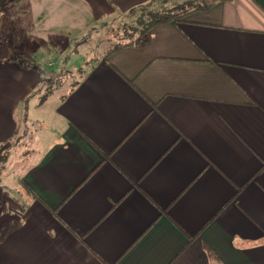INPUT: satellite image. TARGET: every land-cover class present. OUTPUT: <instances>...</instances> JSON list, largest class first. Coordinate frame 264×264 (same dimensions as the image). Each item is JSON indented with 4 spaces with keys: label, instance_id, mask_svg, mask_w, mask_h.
Masks as SVG:
<instances>
[{
    "label": "crops",
    "instance_id": "0c3cea01",
    "mask_svg": "<svg viewBox=\"0 0 264 264\" xmlns=\"http://www.w3.org/2000/svg\"><path fill=\"white\" fill-rule=\"evenodd\" d=\"M149 1L0 0V146L39 124L29 209L0 231V264H264V0H182L209 7L85 60L27 123L53 49L83 41L68 29Z\"/></svg>",
    "mask_w": 264,
    "mask_h": 264
},
{
    "label": "rangeland",
    "instance_id": "374dc122",
    "mask_svg": "<svg viewBox=\"0 0 264 264\" xmlns=\"http://www.w3.org/2000/svg\"><path fill=\"white\" fill-rule=\"evenodd\" d=\"M181 1L182 0H168L163 7L173 6V4L175 5ZM197 2L201 3L202 1L197 0ZM158 4L159 3H155L152 7L158 6ZM126 21L127 20L123 16H119L111 19L105 18L97 21V23L91 21L88 24L90 25L88 29H83L86 25H83V28L76 27L74 30L68 29L72 34V38H68L69 42H71L73 37L74 40L80 38L81 40L83 39V41H78L81 42L76 44L78 50L76 52L72 51V54L70 53L71 55L68 54L70 48L66 45L64 48L60 47L55 50L53 49L52 55H50L51 58L48 60L50 66H48L49 68L47 69L48 75H46L45 84L41 88L39 87L40 89L38 88V92L34 93L28 100L26 115L29 121H27V123H32L34 119L41 117L40 114H44L45 111L51 110L58 104L59 96L65 93L69 89L71 83L79 77L78 67L82 65L85 60L87 61L91 58V61H97L105 56L107 50L119 40L123 30V23ZM127 23L131 24V20ZM66 28H63V30H66ZM80 29L81 32L76 33L79 32ZM53 37L58 39L61 38V35L56 34L54 31L47 32L46 39H53ZM65 39H63L64 42ZM49 43L50 41H47L45 46H48ZM52 47L53 45L49 48ZM21 49L31 50L29 54L42 64L45 62L44 58L48 56V50L40 47L36 40L33 42L27 40L20 46L19 50ZM55 53H57L58 56L54 55ZM57 79L61 82V85L58 87L59 89L53 91V94L47 98V103L41 102L42 99L40 97L43 91L44 93L48 91L47 83H55ZM16 115L17 117L19 116L18 113H16ZM20 125L15 135L4 145L0 146V231H3L5 227L18 223L23 218V215L29 209L30 205V198L26 192L21 189L19 180H21V171L27 164L24 158L26 152H28L30 141V139L27 138V133L31 135L33 130L39 128V124L35 123V129H33L34 126L32 125L30 128L24 123ZM23 126L25 129H23ZM2 157L4 158L3 161Z\"/></svg>",
    "mask_w": 264,
    "mask_h": 264
},
{
    "label": "trees",
    "instance_id": "16d2710c",
    "mask_svg": "<svg viewBox=\"0 0 264 264\" xmlns=\"http://www.w3.org/2000/svg\"><path fill=\"white\" fill-rule=\"evenodd\" d=\"M16 1L18 0H9V2ZM155 3H159L158 6L152 7V5H154ZM165 3L166 0H151L147 3L141 4L128 10L123 15V17L127 21L123 23V30L120 34L119 40L107 50V52L105 53V57L120 48L132 45L138 46L142 44L143 42L149 39L148 33L152 30V28H154L158 24L176 21L186 16L193 10L206 9L209 7V5L195 7L193 3H184L178 5L175 4L172 7L170 6L164 8L163 6L165 5ZM129 20H131V24L127 23ZM23 37L24 32L22 29L16 28L11 31V38L13 41H22ZM28 62H30V60H28ZM78 72L80 76L84 74V70L81 68L78 69ZM75 83L76 81H74V84ZM47 84L48 91L41 96V102L44 101L45 98L50 94V91L55 88H58L61 85V82L57 79L55 83L49 82ZM3 160L4 158L2 159V161ZM19 184L21 189L26 192L27 195H31L32 191L27 187V185L23 181L19 180Z\"/></svg>",
    "mask_w": 264,
    "mask_h": 264
}]
</instances>
